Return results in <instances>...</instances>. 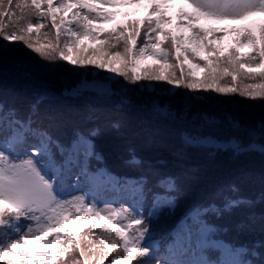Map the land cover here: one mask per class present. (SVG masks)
Listing matches in <instances>:
<instances>
[{
  "label": "snow or ice",
  "instance_id": "snow-or-ice-1",
  "mask_svg": "<svg viewBox=\"0 0 264 264\" xmlns=\"http://www.w3.org/2000/svg\"><path fill=\"white\" fill-rule=\"evenodd\" d=\"M134 5L146 6L148 14L110 29L103 27L118 15L111 9ZM173 6L174 0H0V18L16 17L10 31L0 19V39L23 42L50 62L60 59L73 66L107 70L133 84L158 81L189 90L239 92L242 97L264 99V20L244 23L264 17V0H180L174 16L169 15ZM32 16L37 23L31 22ZM49 19L56 42L34 46L28 35L38 33L45 27L39 21ZM229 24L239 26H216ZM61 35L69 38L63 47ZM230 35L233 43L225 48ZM138 39L143 43L138 44ZM96 44L100 46L93 47ZM89 51L102 55L88 58L84 54ZM147 60L158 64L142 68ZM201 71L202 76L198 75ZM225 77L233 85L241 78L254 82L244 84L243 89L218 86ZM34 114V106L22 116L0 101V264H104L109 257L110 264H256L223 257L210 261L205 254L212 246L210 229L199 218L195 226L181 229L179 239L160 254L139 207H113L93 194L96 179L105 178L88 166L89 137L96 131L77 132L65 145L37 126ZM155 114L164 115L159 108ZM249 135L251 144L264 152V122L249 130ZM29 138L35 143L29 144ZM185 141L197 142L191 135ZM230 143L233 151L242 150L238 142ZM166 184L169 191L174 188L173 182ZM81 185L89 190L82 191ZM68 223H87L88 232L72 231ZM259 264H264V252Z\"/></svg>",
  "mask_w": 264,
  "mask_h": 264
},
{
  "label": "rangeland",
  "instance_id": "rangeland-1",
  "mask_svg": "<svg viewBox=\"0 0 264 264\" xmlns=\"http://www.w3.org/2000/svg\"><path fill=\"white\" fill-rule=\"evenodd\" d=\"M30 2V1H29ZM133 14L128 10L123 11L121 19L122 24H126L130 20H140L145 14L148 13V8L143 5L131 6ZM18 12V10H17ZM169 15H175L174 11L170 9ZM138 18V19H137ZM4 19V23L7 26V30H12L16 25V17L11 20ZM32 23H37L38 19L35 16L31 18ZM264 20V17H257L252 22H259ZM45 23V27L41 28L39 32H33L32 35H28L30 41H37L38 47H46L48 41L35 40L43 36L45 39L51 40L55 43L56 40L53 36L52 28L47 24V21H39ZM220 27H238L239 25H216ZM26 27V24H25ZM211 38V37H209ZM68 40V38H66ZM234 37L228 36L225 38L223 46L227 48L233 43ZM143 42V40L141 39ZM18 42V48L12 49L8 46L7 42L0 39V63L1 56H6L7 53H12L21 47L24 51L27 50L26 45L23 42ZM11 44V43H10ZM100 46V45H98ZM30 51V49L28 50ZM109 51H115V49H109ZM98 52H96L97 54ZM32 56L34 62H38L37 77L39 79V88L34 91L35 96L47 95L45 101L46 105L52 101L54 96L59 93L60 96L77 98V102H86L89 106L93 105H105L111 104L120 108L126 109L131 115L127 113L126 118L130 124L125 125L121 123L116 129V133H106L90 137L93 142L92 154L100 156L106 165L116 163L124 158V154L131 150L132 152H144L145 158L149 159L157 157V155H168V161H164V165H156L158 161H149L145 168V176L155 179L160 175H181L188 170L192 169L195 165L202 162H216L222 158L227 160L229 157L232 163L235 160H246L253 157L264 158V152L258 150L256 144H251V137L249 130L255 129L256 126L264 122V99L257 98L251 99L248 97H242L239 92L222 94L211 90H205L203 88L190 90L182 86L179 90L173 93H164V84L166 82H155L157 86L156 92H145L146 98L131 105L126 98L119 97L117 95L121 93L123 89L114 85L108 79L95 80L91 79L88 75H83L81 69L76 71L66 68V64L61 60L50 62L38 53L31 50L29 53ZM76 57V53H75ZM31 58V57H30ZM29 58V59H30ZM97 58V57H96ZM28 59V60H29ZM172 62V61H171ZM170 62V63H171ZM148 67H156L157 65L147 64ZM178 73H179V68ZM75 72L77 82L70 80V75ZM169 71V70H168ZM103 72H98V75ZM176 72V75L179 76ZM104 74V73H103ZM154 82V81H151ZM251 80L238 79L235 85L232 84L230 77H225L219 82L220 87L235 86L238 89H243L244 84L252 83ZM259 82V79L257 81ZM74 83V85H71ZM167 84L166 86H168ZM168 90V89H167ZM166 90V91H167ZM42 92V93H41ZM74 94H69L73 93ZM127 100L128 103L123 102ZM161 109L163 116L155 114V109ZM100 111L99 116L105 117L103 109H97ZM108 125V124H107ZM238 125V127H235ZM53 127L56 130L54 135L59 139L58 134L63 126H59L53 123ZM176 129L172 130L173 128ZM60 128V129H59ZM138 129V134L133 135L132 130ZM191 135L196 138V143H187L185 137ZM255 135V133H253ZM208 138H211L209 142ZM56 139V138H55ZM203 141V142H201ZM165 142L167 145H165ZM230 142H238L241 145V151L239 153L233 151ZM35 139L29 138V144H34ZM134 143H138V146H134ZM155 149V153L152 154V150ZM83 151V148L81 149ZM137 152V153H138ZM151 153V154H150ZM227 155V157H225ZM258 160H252L249 163H255ZM154 162V163H150ZM93 160H89L88 164H92ZM182 166L184 169L177 173L174 171V167ZM234 167V166H227ZM249 171H252L248 168ZM210 171H220L216 166L209 169ZM259 175V173H257ZM208 178L209 183L215 179V174H210ZM180 182H176L175 186L181 184L180 188L176 190L177 195H182L179 200V207L183 208L185 203L184 199V187L185 178H181ZM151 185H147L150 188ZM87 185H82V191H88ZM93 194L99 201H106L113 207H118V203H122L126 206H136V200L139 194L132 193L130 197L121 195L118 190L109 184H104L93 191ZM234 194V193H233ZM238 195V194H234ZM237 196L226 195L224 193L219 199H214L213 192L211 190L206 191L200 195L195 196L192 202H202L204 204H210L215 202L220 205L223 201L229 202L231 199H235ZM133 203L135 205H133ZM189 203V204H190ZM248 205H243L242 209L233 207L231 211L226 212L221 217V220H228L234 216H240L244 212ZM258 214V213H256ZM162 219H150L146 221L149 227L150 233H157L161 230ZM104 223V221H101ZM67 227L72 231L84 230L88 232L89 225L87 223H68ZM96 235L102 236L100 229L93 230ZM89 238L92 239V235L89 234ZM99 243V241H97ZM95 264V262H93Z\"/></svg>",
  "mask_w": 264,
  "mask_h": 264
},
{
  "label": "trees",
  "instance_id": "trees-1",
  "mask_svg": "<svg viewBox=\"0 0 264 264\" xmlns=\"http://www.w3.org/2000/svg\"><path fill=\"white\" fill-rule=\"evenodd\" d=\"M29 35H32V33ZM35 40L48 42L51 41L49 39H45L43 36ZM5 42H7L8 46H10L12 49L18 48L17 41ZM31 42L34 44V46H39V43L37 41ZM142 43L143 42L141 41V39H138V44ZM93 47L99 46L95 45ZM244 49L245 52L249 51L248 48ZM28 50L29 48L24 51V49L21 47L20 49L15 50L12 53H7L6 56H1L0 101L4 102L8 107L16 106L20 114L22 116H26L25 114L27 112L32 111L34 102H37L38 109L46 110L53 115H58V117L62 118L63 120L68 121L70 119L77 118V132L84 133L85 135H87L90 130H95L96 135L97 133L101 134L104 131H106V133H116V129L121 123L130 126L127 120H123V118H126V112L128 111L126 109L114 105L116 107L115 108L111 104H105L101 106H89L85 102H77L75 104H72L71 106L63 105L61 111L57 109V106L53 103H49V106H47L44 98L42 96H39L40 93L38 94V96H35V94H33L35 89L39 88V79L36 74L39 64L38 62H34L32 56H30L29 54L32 49H30V51ZM120 50L122 51V48ZM84 55H86L88 58L99 59L102 53L98 52L96 54L89 51ZM147 64H152L153 66L157 65L158 62L153 60H147L143 63L142 68L148 67ZM116 67H119V65L117 64ZM66 68L69 69L66 71H76L77 69H81L83 71V75H88L91 79H108L114 85H117L119 86V88L123 89L121 93L116 96L117 99L119 97L126 98L129 100V103L131 105L145 99V92L157 91V86L155 82L158 81L151 82L147 80H141L136 84H133L125 80L122 76H118L116 74L109 73L107 70L97 69L91 66L82 68L79 66H73L68 63ZM74 71L70 75V80L72 82H77V77L74 76ZM99 71L103 72L104 74L100 73L98 75ZM185 71H187V65H185ZM176 72L178 73V69H176ZM198 75L202 76L203 72L201 71L200 73H198ZM71 85H74V83H72ZM166 85L167 84L163 85V89L165 90L164 93L166 92L168 94L179 90L183 86ZM97 109H103L102 111L104 112L105 117H103V115L99 116L100 111ZM64 114L69 115L72 118L69 117L70 119H68L65 117ZM128 114L130 113L128 112ZM136 115L130 114L131 117H134ZM36 118L33 119L37 121V126H40L38 118ZM44 123H46L47 125L50 124L47 119H44ZM176 128L177 127L173 128L172 130ZM132 134H138V129H133ZM167 143L165 142V145H167ZM134 146H138V143H134ZM137 152L138 151L132 152L131 150H129L124 154V158L122 160H119L118 162L109 165H106L105 163L101 166L100 162L93 161V172L100 174L103 170L110 169V172L117 177L123 174L127 177H138L141 175L144 176L146 172L145 168L149 161H158L156 162V165H164V161H168L169 159L168 155H157V157L155 158L157 160L151 158V155V157L147 159L145 158L146 156L144 152ZM153 153H155V149L152 150V154ZM225 157H227V155H225ZM255 159H257L258 161L255 163H249L250 161ZM214 166L219 168L220 171L209 170ZM227 166L234 167L229 168ZM248 168H250L254 172L249 171ZM183 169L184 167L182 166L174 167V171L177 173H180ZM257 173H259V175ZM210 174H215V180L211 183H209L208 181ZM181 178H185V183L182 185L185 191L183 195L185 199L184 204H189L192 199L195 198V196L200 195L209 190L213 192L214 199H219L224 193H226V195H230V193H232L234 197L237 196L234 200L237 201V203H239L242 208L243 205H248L246 210H244V212L247 213L246 218L248 216H256L260 214L261 221L264 222V158L252 156L250 159L246 160H235L234 164L232 163L230 157L227 160H225V158H222L220 160H217L216 162H202L195 165L192 169L188 170L187 172L181 175L169 174L165 176H157L154 179V182L156 183L157 188L159 190L165 191L168 190L166 184L167 181H171L174 184L176 182L181 183ZM128 181L129 183H133L135 180L134 178H129ZM233 193L238 195H234ZM256 240L261 241V238H256ZM111 259L112 257H109L107 260L104 261V264H110ZM258 260L259 258L256 259L254 262H256L257 264Z\"/></svg>",
  "mask_w": 264,
  "mask_h": 264
}]
</instances>
